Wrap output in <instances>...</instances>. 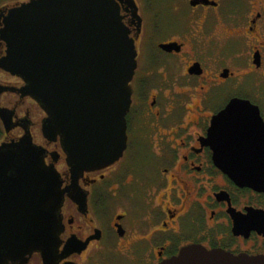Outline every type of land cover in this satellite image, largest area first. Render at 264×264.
Listing matches in <instances>:
<instances>
[{"label":"flooded vegetation","instance_id":"af4514ba","mask_svg":"<svg viewBox=\"0 0 264 264\" xmlns=\"http://www.w3.org/2000/svg\"><path fill=\"white\" fill-rule=\"evenodd\" d=\"M125 1L118 4L136 67L125 146L111 164L74 174L59 138L43 136L46 114L22 93L23 79L0 67V147L29 138L64 190L52 264H160L188 246L264 255L260 150L229 156L218 145L222 126L213 125L231 99L249 100L250 77L262 100L249 101L264 123V0H154V7L145 0V16L134 0L139 18ZM20 3L0 5V29ZM239 26L241 41L215 34ZM5 264L44 263L34 252Z\"/></svg>","mask_w":264,"mask_h":264},{"label":"water","instance_id":"95a60500","mask_svg":"<svg viewBox=\"0 0 264 264\" xmlns=\"http://www.w3.org/2000/svg\"><path fill=\"white\" fill-rule=\"evenodd\" d=\"M118 1L28 0L3 15L0 67L23 79L22 93L46 114L43 136L59 138L74 174L111 164L125 146L136 51ZM125 2L139 18L134 0ZM0 117L5 121L1 109ZM213 125L222 126L218 145L229 156L260 150L264 161V123L249 100L231 99ZM60 184L29 138L0 147V263L39 252L52 264L61 232ZM160 264H264V255L188 246Z\"/></svg>","mask_w":264,"mask_h":264},{"label":"rangeland","instance_id":"374dc122","mask_svg":"<svg viewBox=\"0 0 264 264\" xmlns=\"http://www.w3.org/2000/svg\"><path fill=\"white\" fill-rule=\"evenodd\" d=\"M26 1H28V0H0V5L10 6V5H13V4H16V3L26 2ZM138 1H140V4L142 5V6L141 5L140 6H141V9H142V15H144V16L147 15V13H149L148 7L150 6V5H147L145 7V3L146 2L151 3L152 7H154L155 4H156L154 2V0H146V2H145V0H138ZM160 28H161V30H160L161 34L159 35V38H161L164 33H167L166 32V29H167L166 25L163 24V25H161ZM236 32L242 33L243 32L242 27L239 26V28H237V29L234 28L233 30H224V29L215 30V34H216L217 38L224 39L223 41H241L240 38H234L235 37L234 34ZM156 33H158L157 30H156ZM229 34H231V35H229ZM229 36H231V37H229ZM225 38H228V39L225 40ZM230 38H232V39L234 38V39L232 40ZM261 40L264 41V39H261ZM253 80H254L253 77L252 78L251 77L248 78L247 82H248V86L250 85V87H249V91L247 90V92H249V93H248V95L247 94H244V95H246L247 98H249L250 101L256 102L258 99H260V100H262V99H261V95L259 93L260 89L257 88L259 86V83L256 81V79H255L254 82H253ZM254 83H256L255 86H254ZM246 86H247V84H246ZM245 89H247V88H245ZM261 90L264 92V85H261Z\"/></svg>","mask_w":264,"mask_h":264}]
</instances>
